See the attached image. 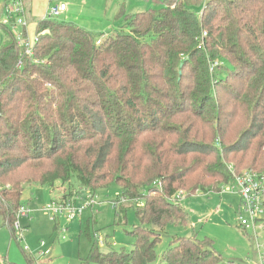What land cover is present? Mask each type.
Wrapping results in <instances>:
<instances>
[{
  "label": "trees",
  "instance_id": "16d2710c",
  "mask_svg": "<svg viewBox=\"0 0 264 264\" xmlns=\"http://www.w3.org/2000/svg\"><path fill=\"white\" fill-rule=\"evenodd\" d=\"M160 3L100 44L46 11L31 55L2 25L0 218L12 237L23 182L75 175L92 195L114 182L136 202L133 247L101 252L95 239L80 264H152L163 228L187 222L176 191L264 173V0ZM155 264L235 263L206 236L172 235Z\"/></svg>",
  "mask_w": 264,
  "mask_h": 264
},
{
  "label": "rangeland",
  "instance_id": "374dc122",
  "mask_svg": "<svg viewBox=\"0 0 264 264\" xmlns=\"http://www.w3.org/2000/svg\"><path fill=\"white\" fill-rule=\"evenodd\" d=\"M60 1L67 4V10L56 17V20L72 22L83 27L99 40L98 44L108 36L129 33L126 16L147 9H157L162 4L161 0H29L30 7L26 5L25 27L16 25L13 28L3 12L4 3L0 0V22L12 29L16 41L21 39L22 36L19 35H23L25 31V36L33 42L36 21L45 18L48 7L59 4ZM119 4L122 6L123 16L117 14ZM3 39L4 36L1 38L0 35V43ZM48 164L42 165L43 172L49 168ZM22 184L24 189L21 202L27 206L29 213L25 218L20 217L18 222L22 227H27L24 233L25 241L16 239V229L12 237L0 218V264H28L25 256L30 255L33 264H79V259L87 255L95 241V235L104 239L103 245L97 243L101 252L132 249L134 238L131 230L133 225L139 223L134 210L136 202L124 200L118 203L121 199V189L116 183L112 182L95 190L94 200L97 203L84 208L73 220L59 217L55 219L56 222L51 221L50 212L44 210L47 202H59L64 193L72 188L75 190L73 195L76 204L85 196V188L79 184L75 175H72L68 182L56 181L53 186L36 182ZM224 187L222 189H225ZM146 192L147 189L144 188L141 194ZM184 194L183 199L178 202L187 212V222L185 225L168 224L163 228L152 264L158 262L161 254L169 247L172 235L208 237L213 241V248L221 255L223 263L232 261L235 264H260L261 259L264 262V219L261 227L259 221L255 235L252 230L237 227L238 216L245 213L236 191H199L193 195L184 191ZM114 203H117L116 208ZM120 206L125 207L124 212H119ZM54 223H58L56 227ZM41 241L45 246H40ZM24 245L29 247V251L22 248ZM46 248L51 250L43 255L41 252ZM41 259L46 261L40 262Z\"/></svg>",
  "mask_w": 264,
  "mask_h": 264
},
{
  "label": "built area",
  "instance_id": "2783aa9c",
  "mask_svg": "<svg viewBox=\"0 0 264 264\" xmlns=\"http://www.w3.org/2000/svg\"><path fill=\"white\" fill-rule=\"evenodd\" d=\"M65 9L64 3H59L56 5H51L48 7L47 16L58 17L62 11ZM3 12L7 18L11 21V25L14 28L16 25L25 27L26 25V6L24 0H5L3 5ZM21 39L18 42L19 45L23 46L24 54L31 55L33 43L36 40L34 37L33 42L24 35H19ZM99 43L97 40L96 44ZM156 185H160L159 182ZM225 186V187H224ZM225 189H222V188ZM220 191H236L241 200V207L245 214L238 216V225L243 229L252 230L255 235L256 226L259 221L260 215L264 210V175H259L253 170H245L240 174H233L230 181L223 185ZM72 198L61 199L59 202H47L44 206V210L50 212L49 219L55 221L56 218L63 217L66 220H73L79 216L82 210L88 206H92L97 203L94 200V195L85 192V196L80 198L79 203L76 204L73 193L71 194ZM184 191H176L169 200L179 201L184 197ZM126 200L121 197L118 203ZM117 203H114L113 206L116 208ZM29 210L25 204H21L16 212V218L14 221V229H16V239L20 242L24 240V233L27 230L26 227H22L18 222L20 217H27ZM96 243L103 245L104 239L101 236L95 235ZM40 246H45L43 241L40 242ZM24 250L29 251V247L24 245L22 247ZM51 248H46L44 252H41L43 255L48 254ZM260 264H264L263 259L260 260Z\"/></svg>",
  "mask_w": 264,
  "mask_h": 264
},
{
  "label": "crops",
  "instance_id": "0c3cea01",
  "mask_svg": "<svg viewBox=\"0 0 264 264\" xmlns=\"http://www.w3.org/2000/svg\"><path fill=\"white\" fill-rule=\"evenodd\" d=\"M78 1H81V0H78ZM77 1V2H78ZM2 2H3V0H2ZM5 2V1H4ZM3 2V3H4ZM60 2H63V1H60ZM4 5V4H3ZM25 5H27V7H30V5H29V0H25ZM118 7H120V4H119V6ZM66 10H67V4H66ZM66 10L63 12V13H65L66 12ZM62 13V14H63ZM2 25H3V23L2 22H0V35H1V38L4 36L3 35V32H2ZM75 190H74V188H72V189H70V190H68V191H66L65 193H64V195H63V197H62V199H68V198H72L71 196V194L74 192ZM263 201H264V195H263ZM263 219H264V212L260 215V217H259V221H261V223H260V227L262 226V221H263ZM259 221H258V223H259ZM258 223H257V225H258ZM58 224V223H57ZM57 225H55V227H56ZM237 227H239L240 229H243L242 227H240L239 225L237 226ZM257 227V226H256ZM27 228V227H26ZM245 230V229H244ZM256 232V231H255ZM30 253V252H29ZM29 257V259L31 260V262L33 261L32 260V256L30 255V256H28ZM28 257H27V259H28ZM25 258H26V256H25ZM26 259V260H27ZM46 261V259H41L40 260V262H45ZM32 264H33V262H32ZM44 264V263H43ZM79 264H80V262H79Z\"/></svg>",
  "mask_w": 264,
  "mask_h": 264
}]
</instances>
